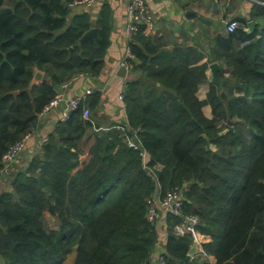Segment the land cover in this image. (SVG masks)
I'll return each mask as SVG.
<instances>
[{"label":"trees","instance_id":"16d2710c","mask_svg":"<svg viewBox=\"0 0 264 264\" xmlns=\"http://www.w3.org/2000/svg\"><path fill=\"white\" fill-rule=\"evenodd\" d=\"M74 1L0 0V171L64 81L102 71L105 8L98 38L80 41L93 21L86 11L70 15ZM256 12L264 19V5ZM237 21L243 26L218 34L201 63L198 45L168 48L139 25L129 43L139 75L124 85V130L97 133L92 114L101 94L93 90L39 153L10 169V188L0 192V264H63L74 247V264H148L153 254L166 264H210L190 257L192 237L173 232L182 216L168 211L161 250L149 208L174 190L182 215L197 217L196 229L211 238L201 245L215 264H264V26L247 31ZM210 59L225 66L217 72L222 89L206 74Z\"/></svg>","mask_w":264,"mask_h":264},{"label":"crops","instance_id":"0c3cea01","mask_svg":"<svg viewBox=\"0 0 264 264\" xmlns=\"http://www.w3.org/2000/svg\"><path fill=\"white\" fill-rule=\"evenodd\" d=\"M146 5L152 16L153 26L145 34L151 37H162L168 48L177 43L198 45L200 49L206 52L200 63L207 60V54H210L211 49L215 46L214 38L218 34L226 32L225 23L227 20L245 21L247 31L250 21H254V26H258L259 29L264 26V19L257 16L256 12V6L264 5V0H146ZM127 6V0H93L87 8L71 6L70 10L71 16L86 11L93 21L92 26H96L95 21L100 17L104 7V14L108 20L110 29L109 44L104 55V65L101 73L96 77H81L65 90L68 97L79 95L88 88L100 92V102L92 114L98 134L110 127L121 124L125 126L127 124L125 106L120 97L123 95L125 83L137 79L139 75L131 63L129 69L120 66V61L125 58L131 41V35L125 30L128 22ZM212 63L219 65L218 71L225 68L218 61L214 62L210 59L206 70L210 82H212L210 69ZM226 75L225 73L224 76ZM208 88V83L200 84L196 92L198 98L205 99ZM220 89H222V85ZM202 110L205 115H211L209 105L204 106ZM61 112L62 107L58 106L45 111L39 117L36 130L27 138L26 147L22 153L26 157V161L41 151L47 137L55 131ZM159 209L160 215L156 223L159 227V241L162 243L160 245L162 250L166 239V227H164L161 219L162 217L164 219L167 210L164 208ZM199 239V250L190 257H194L199 262L215 264L214 256L204 253L201 245L210 241L211 238L200 234ZM156 252L161 253L162 251L157 249Z\"/></svg>","mask_w":264,"mask_h":264},{"label":"built area","instance_id":"2783aa9c","mask_svg":"<svg viewBox=\"0 0 264 264\" xmlns=\"http://www.w3.org/2000/svg\"><path fill=\"white\" fill-rule=\"evenodd\" d=\"M93 0H75L71 6H81V7H89L92 4ZM128 2V22L126 24L125 30L126 32L131 35L137 31L139 25H143L145 27V32L150 30L153 26V19L150 15V12L147 9L146 0H127ZM243 26L237 20H227L225 23L226 31H233L237 27ZM132 58V54L130 49L126 51L125 58L120 61V66L124 69L130 68L129 59ZM87 75L81 74L73 76L71 79L64 81L61 85L59 90L56 92L55 97L51 100L50 104L46 107V109L39 114L41 117L45 111L55 108L58 106L62 107V112L59 117V121L64 122L68 119L69 113L74 110L79 103L85 101L87 99V95L90 94L94 89L88 88L83 93L68 97L65 94V90L77 79L84 77ZM121 100L123 99V95H121ZM83 116L88 117L89 111L86 109L83 111ZM118 130L123 131L124 126H118ZM30 136V135H29ZM28 136V137H29ZM24 138L21 141L16 142L13 144L3 155L2 157V169L0 171V175L4 172H9L10 169L13 167L14 163L18 160V158L22 155L26 147L27 138ZM129 146H135L134 141L130 140L128 143ZM182 207H183V198L181 193L178 190H174L173 192L169 193L163 199H154L151 203L148 213V220L155 223L160 215V209L164 208L168 212L172 213L176 216H182V221L180 223L173 225V232L177 235H182L188 233L191 237L193 242H197L200 244L199 241V232L196 229L195 225L197 223V217L191 215H182ZM148 264H166L164 259L160 254H153L150 263Z\"/></svg>","mask_w":264,"mask_h":264},{"label":"water","instance_id":"95a60500","mask_svg":"<svg viewBox=\"0 0 264 264\" xmlns=\"http://www.w3.org/2000/svg\"><path fill=\"white\" fill-rule=\"evenodd\" d=\"M254 23H255L254 21H250L248 23V25H249L248 31H251L253 29ZM97 32H98V27H96V26L91 27L88 31H86L82 35L80 41H86V40H89L91 38H98ZM136 60H137L136 58L133 59V61H136ZM218 68H219V65L217 63H212L210 65V69H211V72H212V82L216 83L218 85V87L221 88V84H220V82H219V80L217 78ZM42 76H43V73L41 71H39V70H36V73L34 75L33 81L34 82L40 81L42 79ZM130 132L133 133L134 130H130ZM198 245L199 244L197 242H193L192 245L189 248L188 254L191 255V256L195 255L198 252V250H199L198 249Z\"/></svg>","mask_w":264,"mask_h":264},{"label":"rangeland","instance_id":"374dc122","mask_svg":"<svg viewBox=\"0 0 264 264\" xmlns=\"http://www.w3.org/2000/svg\"><path fill=\"white\" fill-rule=\"evenodd\" d=\"M230 84H232L233 85V83H229V85ZM250 98V97H249ZM39 153V152H38ZM23 160V163H26V157H24V154H22L19 158H18V160H17V162L19 161V160ZM17 162L13 165V166H15L16 164H17ZM18 165V164H17ZM15 170V169H14ZM13 170V171H14ZM6 173H9V172H6ZM11 173H12V171L9 173V174H4V173H2L1 175H0V192L1 191H4L5 189L7 190V189H9V187H10V183H11ZM45 218H46V220H47V223H48V225L51 227V228H57L58 227V220H57V218L55 217V216H52V215H50L47 211H45ZM199 238H200V234H199ZM199 241H200V239H199ZM192 245V244H191ZM76 248L74 247L72 250H71V252L67 255V257H66V259L64 260V262H63V264H74V258H75V255H76Z\"/></svg>","mask_w":264,"mask_h":264}]
</instances>
